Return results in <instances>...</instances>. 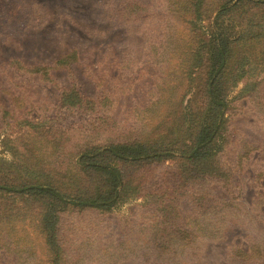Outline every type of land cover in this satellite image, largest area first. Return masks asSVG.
Here are the masks:
<instances>
[{"label":"rangeland","instance_id":"rangeland-1","mask_svg":"<svg viewBox=\"0 0 264 264\" xmlns=\"http://www.w3.org/2000/svg\"><path fill=\"white\" fill-rule=\"evenodd\" d=\"M174 2L0 0L1 174L76 188L82 148L174 131L200 84L179 67L194 30ZM217 5L207 0L202 24ZM242 55L225 131L236 176H185L176 161L134 166L122 204L62 211L58 264H264L263 42ZM71 92L82 102L64 104ZM247 141L258 148L242 156ZM9 202L0 201V264H53L40 203Z\"/></svg>","mask_w":264,"mask_h":264},{"label":"trees","instance_id":"trees-1","mask_svg":"<svg viewBox=\"0 0 264 264\" xmlns=\"http://www.w3.org/2000/svg\"><path fill=\"white\" fill-rule=\"evenodd\" d=\"M174 1L175 5H180L175 11L190 12L194 30L188 51L189 64L183 68L181 61L179 67L183 72L200 77L197 95L181 108L174 131L168 132L164 139L153 137L82 148L77 155L79 163L83 162L79 164L78 174L85 179L76 188L18 180L0 171V201L5 206L10 207L9 200L13 198L24 203H40L41 227L53 264L59 263L61 252L62 211L68 206L109 211L122 204L131 192L128 181L134 166L176 161L185 176L225 183L236 176V167L231 166L234 161L224 156L225 146L230 142L225 132L229 123L226 113L231 104V90L246 74L242 60L245 55L238 56L240 50L258 42L264 45V0H217L220 11L209 25L201 22L207 0ZM65 61L67 58L58 62ZM257 84L256 81L252 87L246 85L243 91ZM78 93L64 94L62 102L72 105L82 102ZM246 146L247 149L241 151L245 152L242 156H247L255 147L249 141ZM66 197L71 198L70 201ZM1 243L0 238V246Z\"/></svg>","mask_w":264,"mask_h":264}]
</instances>
